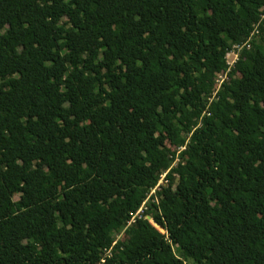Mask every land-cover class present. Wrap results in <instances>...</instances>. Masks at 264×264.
<instances>
[{"label":"trees","instance_id":"1","mask_svg":"<svg viewBox=\"0 0 264 264\" xmlns=\"http://www.w3.org/2000/svg\"><path fill=\"white\" fill-rule=\"evenodd\" d=\"M187 259L264 264V0H0V264Z\"/></svg>","mask_w":264,"mask_h":264},{"label":"built area","instance_id":"2","mask_svg":"<svg viewBox=\"0 0 264 264\" xmlns=\"http://www.w3.org/2000/svg\"><path fill=\"white\" fill-rule=\"evenodd\" d=\"M255 32H257V30L254 28V30L251 32L249 38L252 37L253 34H254ZM243 44H244V43H243ZM239 48H240V45L235 44V45L232 46V48H231L229 51H227V52L225 53V55H224V60L228 57L229 53H232L233 58H231V61L225 60V65H226L225 69H224L223 71H221L219 74H217V77H216V79H215V83H216L215 86H216V88H218L219 85H220V83H221L223 80H225L226 77H228V76H227V75H228V71H229V69L233 66L234 61H235L236 58H237V51H238ZM208 100L211 101V97L208 98ZM207 114H209V113L207 112ZM162 175H164V173H163ZM162 175H160L161 178H160L159 181L156 183V185L154 186V188H152L151 192H153L154 189L156 188V186H158V184L162 181V177H163ZM139 211H141L140 208H138V211L136 212V214H137Z\"/></svg>","mask_w":264,"mask_h":264},{"label":"rangeland","instance_id":"3","mask_svg":"<svg viewBox=\"0 0 264 264\" xmlns=\"http://www.w3.org/2000/svg\"><path fill=\"white\" fill-rule=\"evenodd\" d=\"M231 58H233V55H232V53H229L228 57H227L225 60L231 61ZM167 148H168L170 151H172V149H173V147L170 146V145H168V144H167ZM115 237H116V238H121V239H122V238L124 237V235H123V234H116ZM186 264H196V263H194V262H193L192 260H190V259H187V260H186Z\"/></svg>","mask_w":264,"mask_h":264},{"label":"water","instance_id":"4","mask_svg":"<svg viewBox=\"0 0 264 264\" xmlns=\"http://www.w3.org/2000/svg\"><path fill=\"white\" fill-rule=\"evenodd\" d=\"M147 218H150L149 216H147Z\"/></svg>","mask_w":264,"mask_h":264},{"label":"snow or ice","instance_id":"5","mask_svg":"<svg viewBox=\"0 0 264 264\" xmlns=\"http://www.w3.org/2000/svg\"><path fill=\"white\" fill-rule=\"evenodd\" d=\"M22 163V162H21Z\"/></svg>","mask_w":264,"mask_h":264}]
</instances>
